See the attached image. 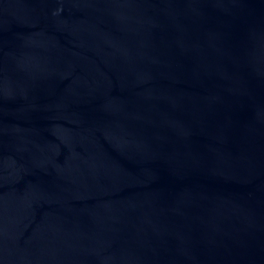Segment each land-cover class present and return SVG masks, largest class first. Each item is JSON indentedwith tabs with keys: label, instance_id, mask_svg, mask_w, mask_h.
<instances>
[{
	"label": "water",
	"instance_id": "1",
	"mask_svg": "<svg viewBox=\"0 0 264 264\" xmlns=\"http://www.w3.org/2000/svg\"><path fill=\"white\" fill-rule=\"evenodd\" d=\"M0 264H264V0H0Z\"/></svg>",
	"mask_w": 264,
	"mask_h": 264
}]
</instances>
